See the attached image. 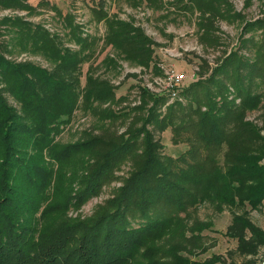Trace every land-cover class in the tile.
I'll return each instance as SVG.
<instances>
[{"label": "trees", "instance_id": "1", "mask_svg": "<svg viewBox=\"0 0 264 264\" xmlns=\"http://www.w3.org/2000/svg\"><path fill=\"white\" fill-rule=\"evenodd\" d=\"M208 1L196 0L195 3L203 9ZM44 3L49 4L41 0L38 5ZM23 7L35 9L29 5ZM97 14L99 20L107 23L108 43L126 57L149 65L153 58L152 41L142 27L131 21L108 17L102 7L98 8ZM12 21L21 26L17 39L23 41L30 32V23L22 17ZM257 24L264 28V19L248 23V26ZM38 28L43 37L41 46L57 55L60 68L66 73L74 75L72 73L76 71L78 75L86 55L82 50L91 42L75 32L80 51L70 47L61 51L56 36L44 27ZM262 45L264 42L252 62L237 51L231 52L213 69L210 79L198 80L188 86L185 94L190 97L189 107V104L176 101L161 117L158 105L166 97L147 91L154 104L146 113V124L142 129L145 134L141 141L131 133L128 137L115 139L95 135L83 143L67 145L53 155L52 133L57 129L60 117L72 115L78 105L79 95L73 86L79 84V77L74 75L62 80L64 72H49L0 54V81H6L7 89L22 105L20 112L9 103L0 88V264H208L189 260L175 251L171 252L170 258L164 250L148 245V241L170 226L171 216L162 218L165 210L160 207L187 209L210 197L229 203L250 202L256 207L264 199V164L260 162L264 156V137L260 128L246 119L247 112L260 104L261 94L253 93L244 84L246 80H254L256 75H264ZM218 73H226L228 78H216ZM210 83L215 87H210ZM201 87L204 92L199 97L196 89L201 90ZM84 90L88 103L96 100L114 103L117 100L115 87L106 79L90 75ZM234 91L236 95L231 98L229 95ZM203 106H206L204 111ZM104 114L108 118L118 115L113 110ZM152 122L162 130L170 126L173 141H187L189 149L176 158L163 156L161 140L146 127ZM32 141L41 154L29 161L24 153ZM224 141L229 147L224 153L225 166L219 164L217 155L219 145ZM138 145L143 146L142 161L108 201V209L90 218L66 215L73 202L81 205L88 195L98 193L116 162L133 153ZM47 148L55 160L69 158L76 149L87 148L94 156L87 167L88 172L80 180L79 189L64 194L62 188V199L44 208L41 217H37L32 212L39 208L37 196L14 189L9 181L13 171L21 168L23 175L30 176L32 182H35L33 175H37L39 187L45 190L53 178L41 164L45 161L43 155ZM190 155L188 170L197 167L191 177L189 172L181 170ZM61 178L65 177L59 176ZM137 213L143 221L134 226L130 219ZM242 223L243 228L257 232L250 222L243 220ZM257 235L262 236L264 242V233ZM237 237L240 241L243 238ZM140 253L144 261L138 260Z\"/></svg>", "mask_w": 264, "mask_h": 264}, {"label": "rangeland", "instance_id": "2", "mask_svg": "<svg viewBox=\"0 0 264 264\" xmlns=\"http://www.w3.org/2000/svg\"><path fill=\"white\" fill-rule=\"evenodd\" d=\"M40 1L0 2V54L16 62L45 68L49 72H64L61 75L62 80L74 75L79 77V84L73 86L79 95L78 105L72 115H64L57 121V129L52 133V155L67 145L83 143L95 135L115 139L119 136L128 137L131 133L141 141L145 134L142 129L146 124V113L154 104L153 97L148 92L166 97L158 105L163 117L176 101L188 105L190 97L185 94L186 88L198 80L210 79L213 69L223 63L231 52L237 51L252 62L264 42L262 25L248 26V23L264 19V0H209L203 9L198 7L196 0H42L49 4L38 5ZM200 1L206 3V0ZM23 4L35 9L24 8ZM100 7L110 18L131 21L142 27L152 41L153 58L149 65L126 57L112 43L107 42V23L98 19L97 10ZM6 17L10 20H5ZM18 17L30 23V32L23 41L17 39L21 26L12 21ZM75 24L81 26L80 29L74 28ZM38 26L46 28L52 36H56L61 51L64 47L80 51L81 45L76 40V33L91 42V45L82 50L86 55L80 63L81 70L78 75L76 71L72 73L74 75L66 73L65 69L60 68L57 55L41 46L43 37ZM36 36L41 37L39 41ZM174 72L183 73L185 76L175 97L170 95L166 87L167 78ZM90 75L111 82L117 97L114 103L85 101L84 89ZM216 78L228 77L226 73H218ZM244 84L253 93L261 94L260 104L247 112L246 119L258 126L264 137V75H256L254 80H246ZM6 86V81H0V88L9 103L21 112L20 101ZM210 87L215 86L210 83ZM196 90L197 95L202 97V87L201 90ZM234 94L236 95L235 91L229 96L232 98ZM237 102L240 103V97ZM201 108L206 110V106ZM107 110H113L118 115L108 118L104 114ZM155 123H148L146 127L161 140L163 156L176 158L189 149L190 144L187 141H173L170 126L162 130ZM219 147V164L225 166L224 153L229 149L228 143L224 141ZM142 151L143 146L138 145L133 153L118 160L100 191L88 195L81 205L73 202L66 215L72 218H90L108 209V201L117 194L142 161ZM40 154L33 141L24 153L29 161L39 158ZM93 156L94 153L87 148L76 149L69 158L55 160L47 148L43 155L45 161L41 164H44L53 178L45 190L39 187L37 175H33L35 182H32L30 176L23 175L24 170L21 168L13 171V178L9 183L14 189L21 190L28 196H37L39 208L32 212L41 217L44 208L62 199V188L65 189L64 194L69 190L73 192L79 189L80 180L88 172L87 167L93 161ZM190 158L191 155L181 170L189 172L191 177L197 167H193L192 171L188 170ZM260 159L261 164H264V156ZM59 176L65 178L60 180ZM193 204L190 207L188 205L185 210L182 207H160L165 210L163 216L161 214L162 218L171 216L170 226L162 229L151 240L149 238L148 245L164 250L170 258L171 252L175 251L198 263L264 264L263 237L257 235L258 232L264 233V199L256 207L250 202L229 203L215 197ZM243 220L250 222L257 232L252 228H243ZM138 221H143L140 214L131 216L130 222L134 226L140 224ZM239 235L243 236L241 241L237 237ZM138 260L144 261L141 253Z\"/></svg>", "mask_w": 264, "mask_h": 264}, {"label": "built area", "instance_id": "3", "mask_svg": "<svg viewBox=\"0 0 264 264\" xmlns=\"http://www.w3.org/2000/svg\"><path fill=\"white\" fill-rule=\"evenodd\" d=\"M184 78V74L179 72H174L167 78L166 87L170 95L177 96L178 88L182 85Z\"/></svg>", "mask_w": 264, "mask_h": 264}]
</instances>
